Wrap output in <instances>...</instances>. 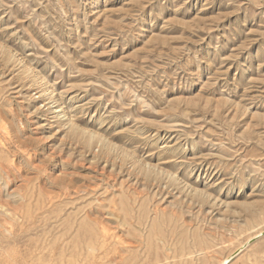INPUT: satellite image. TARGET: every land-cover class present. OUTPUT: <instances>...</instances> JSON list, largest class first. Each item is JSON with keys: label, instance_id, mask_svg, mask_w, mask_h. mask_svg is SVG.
Returning a JSON list of instances; mask_svg holds the SVG:
<instances>
[{"label": "rangeland", "instance_id": "374dc122", "mask_svg": "<svg viewBox=\"0 0 264 264\" xmlns=\"http://www.w3.org/2000/svg\"><path fill=\"white\" fill-rule=\"evenodd\" d=\"M0 264H264V0H0Z\"/></svg>", "mask_w": 264, "mask_h": 264}, {"label": "bare ground", "instance_id": "6f19581e", "mask_svg": "<svg viewBox=\"0 0 264 264\" xmlns=\"http://www.w3.org/2000/svg\"><path fill=\"white\" fill-rule=\"evenodd\" d=\"M61 103V102H60ZM53 108V107H52ZM60 110V109H59ZM57 113V112H56ZM62 113V112H61ZM66 118V117H65Z\"/></svg>", "mask_w": 264, "mask_h": 264}]
</instances>
